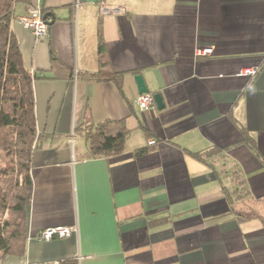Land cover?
<instances>
[{"label": "crops", "instance_id": "1", "mask_svg": "<svg viewBox=\"0 0 264 264\" xmlns=\"http://www.w3.org/2000/svg\"><path fill=\"white\" fill-rule=\"evenodd\" d=\"M32 2L51 15L47 37L17 22L28 8L20 4L10 30L38 77L37 133L50 137L32 154L26 252L0 264H264V162L236 126L264 160V0ZM98 31L120 89L86 78L98 71ZM251 65L259 68L251 79L227 74ZM135 75L161 109L134 104ZM86 119L123 121V152L82 159ZM212 149L237 164L247 199L230 207ZM250 211L259 218L236 216ZM58 226L74 231L38 240Z\"/></svg>", "mask_w": 264, "mask_h": 264}, {"label": "trees", "instance_id": "2", "mask_svg": "<svg viewBox=\"0 0 264 264\" xmlns=\"http://www.w3.org/2000/svg\"><path fill=\"white\" fill-rule=\"evenodd\" d=\"M32 5V0H0V261L5 256L21 257L26 252L27 207L32 197L30 175L32 154L50 137L37 133L35 100L32 83L37 76L23 64L19 44L10 30L14 7ZM42 14L44 10L41 9ZM52 67L56 59L51 57ZM79 76V75H77ZM112 82L121 88L122 75L113 73L105 54L98 31V71L86 78ZM236 124V123H235ZM244 144L262 162L255 141L242 126L236 124ZM86 150L82 159L107 158L123 152L129 130L123 121H104L92 124L86 119L77 132ZM145 149L138 150V153ZM212 155L221 159L217 173L222 180V192L231 205L248 198L244 178L237 164L220 151L212 149ZM202 160L203 154H194ZM241 220L259 216L254 211L236 213ZM58 264H76L73 259Z\"/></svg>", "mask_w": 264, "mask_h": 264}, {"label": "built area", "instance_id": "3", "mask_svg": "<svg viewBox=\"0 0 264 264\" xmlns=\"http://www.w3.org/2000/svg\"><path fill=\"white\" fill-rule=\"evenodd\" d=\"M110 12H118L116 9H103L102 13L107 14ZM41 8L38 5H29L26 13L17 17V22L26 30H28L36 38H45L48 35L47 20L43 19ZM196 55L207 56L211 54L210 48H197ZM258 65H251L244 68H231L227 70V74L234 78H253L258 72ZM222 77L223 75H218ZM134 104L142 111H147L154 106L153 96L151 94H141L134 99ZM74 231L68 227H52L42 230L38 235L40 241H50L53 238H66ZM47 264V263H37Z\"/></svg>", "mask_w": 264, "mask_h": 264}, {"label": "water", "instance_id": "4", "mask_svg": "<svg viewBox=\"0 0 264 264\" xmlns=\"http://www.w3.org/2000/svg\"><path fill=\"white\" fill-rule=\"evenodd\" d=\"M50 13H44L43 14V19L44 20H47V24L48 26H50L52 24V21H48L49 20V17H50ZM133 80L135 82V85H136V90L138 92L139 95L141 94H148V89L142 79V76L141 75H135L133 77ZM153 101H154V104L155 106L158 108V109H161L162 108V98L159 94H154L153 95Z\"/></svg>", "mask_w": 264, "mask_h": 264}]
</instances>
